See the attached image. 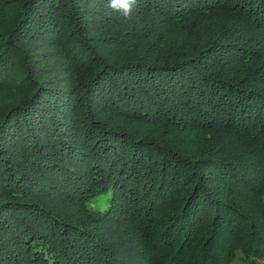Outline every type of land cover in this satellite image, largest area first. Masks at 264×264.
I'll use <instances>...</instances> for the list:
<instances>
[{
	"label": "trees",
	"instance_id": "1",
	"mask_svg": "<svg viewBox=\"0 0 264 264\" xmlns=\"http://www.w3.org/2000/svg\"><path fill=\"white\" fill-rule=\"evenodd\" d=\"M107 3L0 0V264L262 258L264 0Z\"/></svg>",
	"mask_w": 264,
	"mask_h": 264
},
{
	"label": "rangeland",
	"instance_id": "2",
	"mask_svg": "<svg viewBox=\"0 0 264 264\" xmlns=\"http://www.w3.org/2000/svg\"><path fill=\"white\" fill-rule=\"evenodd\" d=\"M108 196V197H107ZM109 193L107 194H101L99 195L95 201L93 202V206L96 210L98 211H104L106 208H107V205H108V202H107V199L109 198ZM258 216H256L255 220H254V223L257 224L259 223L260 221V215L258 212H256ZM109 228V231L113 232V231H116L115 234H118L120 233V231L118 232V229L116 228L115 229V226L108 223V226ZM197 226H195V228H193L192 230H188V232H193L194 230H196ZM255 229H259V227H255ZM129 236L133 239H136L135 243L131 244L129 241H126L127 239H124V241H122L121 243V246H122V249L126 251V253H129L131 254V256L137 258V259H143L145 264H146V254H145V245L143 244V241L142 239L140 238V236H136L138 234V230L135 226H133V228H130L129 227ZM248 231V227H244L242 228V230L240 231L239 227L236 229V227H233V231L235 232H244V231ZM258 234H260V230H257ZM227 238H222L219 242H217L215 244L216 248H217V251L219 253H222L226 250L227 246L229 245L230 241H231V235L230 233H227ZM225 237V236H224ZM177 240V238H176ZM196 253V252H195ZM185 258H186V261L187 259H190L189 258V254L188 253H185ZM230 264H264V256L262 258H258L256 260H253L252 262H250L249 259H243L241 257V254H240V251L239 250H236L235 252V255H233L232 259H231V262Z\"/></svg>",
	"mask_w": 264,
	"mask_h": 264
},
{
	"label": "clouds",
	"instance_id": "3",
	"mask_svg": "<svg viewBox=\"0 0 264 264\" xmlns=\"http://www.w3.org/2000/svg\"><path fill=\"white\" fill-rule=\"evenodd\" d=\"M136 4L137 0H108L107 7L120 12L125 19H128Z\"/></svg>",
	"mask_w": 264,
	"mask_h": 264
}]
</instances>
